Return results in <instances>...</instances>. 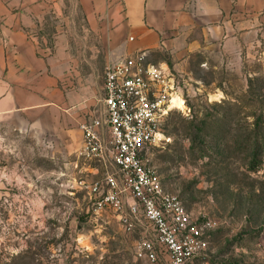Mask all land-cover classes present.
I'll use <instances>...</instances> for the list:
<instances>
[{"label": "rangeland", "instance_id": "rangeland-1", "mask_svg": "<svg viewBox=\"0 0 264 264\" xmlns=\"http://www.w3.org/2000/svg\"><path fill=\"white\" fill-rule=\"evenodd\" d=\"M65 19L49 17L39 32L73 91L71 122L58 116L57 130L26 134L0 155V264H148L135 248L140 231L127 233L112 212L96 214L87 187L102 181L105 167L81 156L75 138L89 117L103 115L108 68L98 36L86 34L82 15L66 0ZM67 25V26H66ZM69 31L68 49L57 44ZM242 64L221 60L202 66L192 56L175 66L162 51L154 65L177 80L187 109L167 117V141L152 147V163L164 189L199 221L210 220L209 250L192 264H264V38ZM217 67V68H215ZM191 128V132H187Z\"/></svg>", "mask_w": 264, "mask_h": 264}, {"label": "crops", "instance_id": "crops-1", "mask_svg": "<svg viewBox=\"0 0 264 264\" xmlns=\"http://www.w3.org/2000/svg\"><path fill=\"white\" fill-rule=\"evenodd\" d=\"M82 15L86 34L98 36L105 65L132 55L162 51L175 66L200 56L204 67L221 60L242 64L264 38V0H70ZM66 0H0V155L26 134L57 130L58 116L71 122L73 91L59 86L72 60L57 61L39 32L49 17L65 19ZM67 26V25H66ZM57 51L65 54L69 31L62 30ZM150 62V61H149ZM153 64V63H152ZM212 65V64H211ZM217 68V67H215ZM75 138L81 131L61 130Z\"/></svg>", "mask_w": 264, "mask_h": 264}, {"label": "built area", "instance_id": "built-area-1", "mask_svg": "<svg viewBox=\"0 0 264 264\" xmlns=\"http://www.w3.org/2000/svg\"><path fill=\"white\" fill-rule=\"evenodd\" d=\"M177 95L171 72L146 54L132 55L106 72L103 115L80 125L81 156L106 169L102 181L87 187L92 209L115 213L127 233L139 230L135 256L148 264H192L207 254V235L214 229L164 189L152 163L150 150L167 141V117L179 110L172 108Z\"/></svg>", "mask_w": 264, "mask_h": 264}, {"label": "bare ground", "instance_id": "bare-ground-1", "mask_svg": "<svg viewBox=\"0 0 264 264\" xmlns=\"http://www.w3.org/2000/svg\"><path fill=\"white\" fill-rule=\"evenodd\" d=\"M172 108H178L179 110L186 109L185 103L179 95L174 97L172 102Z\"/></svg>", "mask_w": 264, "mask_h": 264}, {"label": "trees", "instance_id": "trees-1", "mask_svg": "<svg viewBox=\"0 0 264 264\" xmlns=\"http://www.w3.org/2000/svg\"><path fill=\"white\" fill-rule=\"evenodd\" d=\"M188 133L191 132V128H187L186 130ZM264 154V142L260 138V157Z\"/></svg>", "mask_w": 264, "mask_h": 264}]
</instances>
